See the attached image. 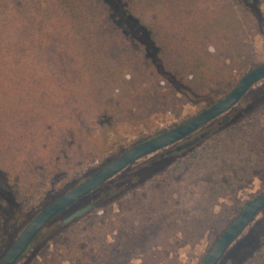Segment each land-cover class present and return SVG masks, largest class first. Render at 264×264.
Instances as JSON below:
<instances>
[{
    "label": "trees",
    "instance_id": "16d2710c",
    "mask_svg": "<svg viewBox=\"0 0 264 264\" xmlns=\"http://www.w3.org/2000/svg\"><path fill=\"white\" fill-rule=\"evenodd\" d=\"M256 35L264 37V0L214 7L197 0H0V177L16 196L54 184L44 208L117 157L111 135L124 126L150 130L213 87H235L253 68L247 56ZM250 101L249 108L264 101V82ZM239 114L203 127L187 147L145 161L133 171L136 179L156 178L181 156L188 159L174 167L183 170L180 192L221 191L264 169V113L242 124ZM122 191L107 188L100 199V187L89 196L100 206ZM122 204L113 216L107 209L103 225L110 233L99 235L91 216L81 219L87 239L84 227L60 220L71 229L72 247L90 242L89 264H117L127 251L120 212L131 207ZM248 264H264V251Z\"/></svg>",
    "mask_w": 264,
    "mask_h": 264
},
{
    "label": "rangeland",
    "instance_id": "374dc122",
    "mask_svg": "<svg viewBox=\"0 0 264 264\" xmlns=\"http://www.w3.org/2000/svg\"><path fill=\"white\" fill-rule=\"evenodd\" d=\"M229 1L197 0L199 5H211L213 7ZM247 63L253 65V68L264 64L263 36L256 35L251 38ZM241 78L237 81L236 86ZM263 82L264 80L255 85L236 107L213 122L222 119L224 116L234 117L235 114L240 113L237 122L242 124L256 119L258 115H262L264 113V101L251 108H249V104L251 103V97L257 91V87ZM235 87L229 89V91L222 85L213 87L198 99L196 97L192 98V103L186 104L182 110L170 112L156 120L153 125H150L152 127L150 130L141 128L132 132L129 130V126H124V130L121 129L120 134L111 135V152L114 156H118L120 152L136 146L137 142L184 123L224 98ZM193 135L190 137H193ZM187 141L188 138L181 145ZM158 153L143 158L123 170L119 175L130 173L125 181H108L103 187L101 186L98 198L102 199L104 197L105 193L103 192L107 188H114L117 191L126 188L118 195L110 198L100 206H98L99 202H96L98 198L94 199L91 196L88 198L87 196L56 217L37 237L17 264L84 263L87 255H89L86 251L91 253L93 248L90 247L89 241L84 240L78 247H72L68 243V239L71 238V229L68 228H73L72 224L75 223L82 228L84 227L85 239H87L88 228H86V225L84 226L81 219L85 221L86 218L91 216L94 219L92 228L96 226L97 219L96 230L99 235L110 233L106 232L103 225L106 222L105 219L107 220V209L109 207L113 208L114 211L110 212V215L113 216L114 212L119 213V207H126L122 203H128L131 207L124 213L120 212L128 225L126 228L128 232L125 235L128 234L130 239L126 243L127 251L124 253L121 251L119 253L121 256L117 255L115 257L117 264H202L209 251L245 206L264 192V169L260 168L253 171L252 175L254 176L250 174L239 182L233 180V187H223L221 188L222 192L216 187L207 190V186L198 188L192 193H187L185 189L180 192L178 184L181 182L183 170L176 173L174 167L181 166L188 159L187 156L176 159L163 172L156 175V178L148 176L139 180L136 179L133 171ZM211 180L214 182L213 179H209V181ZM160 181H162L161 185H159ZM205 183L208 184V182ZM214 184L217 186V182H214ZM54 187L53 184L50 188H42L34 196H16L8 189L4 179L0 177V195L4 199L0 212L2 213L0 215L2 219V221L0 220V258L5 255L22 230L41 210V205L45 204L53 195ZM104 188L105 190H103ZM162 194L164 197L161 196ZM157 199L158 201L163 199L165 202L162 201L161 204L166 203V207L161 204L159 206L155 205L156 207L153 206V202ZM134 201L139 202L135 203ZM91 203L96 205L91 212L70 224H65L66 226H72L66 228L60 225V220ZM139 211L141 214H138ZM113 219H116V217ZM173 221L177 223L174 224ZM107 239L109 242L113 241L109 236ZM67 249L70 250L67 251ZM262 251H264V210L259 213L246 231L229 248L219 264H248L257 253ZM91 258H94V254L91 255ZM85 262L89 264L88 259Z\"/></svg>",
    "mask_w": 264,
    "mask_h": 264
},
{
    "label": "water",
    "instance_id": "95a60500",
    "mask_svg": "<svg viewBox=\"0 0 264 264\" xmlns=\"http://www.w3.org/2000/svg\"><path fill=\"white\" fill-rule=\"evenodd\" d=\"M263 80L264 64H261L247 72L229 94L196 116L149 140L137 144L121 155L111 159L87 179L42 208L22 230L5 255L0 258V264H17L37 237L56 217L92 194L135 162L174 146H177V150L187 147L188 143L181 145L184 140L231 111L255 85ZM95 206L94 203H91L75 210L65 217L64 223L70 224L76 219L83 217L91 212ZM263 210L264 192L245 206L209 251L202 264H219L229 248L240 238Z\"/></svg>",
    "mask_w": 264,
    "mask_h": 264
}]
</instances>
